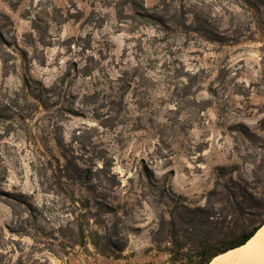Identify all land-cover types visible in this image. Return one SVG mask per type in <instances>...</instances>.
Segmentation results:
<instances>
[{
    "label": "rangeland",
    "instance_id": "1",
    "mask_svg": "<svg viewBox=\"0 0 264 264\" xmlns=\"http://www.w3.org/2000/svg\"><path fill=\"white\" fill-rule=\"evenodd\" d=\"M114 1L0 0V11L13 21L5 28L13 56L9 58L10 74L0 78V100L11 98L24 78L52 87L72 63L78 68L86 64L94 67L90 76L73 75L65 85L67 96L75 98L79 115L39 116L32 121L37 143L24 132H13L6 138L9 155L4 161L7 174L0 182L1 193L26 194L45 213V226H67L72 206L61 197L46 194L33 168V163L49 156L50 150L63 160L54 140L56 124L68 149L82 155L87 164H91L95 150L114 160L113 171L128 192L122 195L121 190V196L130 202L131 214L126 221L139 228L131 234L121 258L102 257L90 245L70 246L59 258L47 253L52 264H173L167 254L151 249V234L158 221L146 204L139 205L137 195H129L139 187L133 191L128 180L146 164L160 183L170 186L171 198L203 205L214 184L215 168L241 164L230 127L243 123L260 133L259 121L264 117V95L253 88L261 71L260 43L247 41L220 48L196 41L185 46L177 41L172 55L165 56L160 51L162 45L150 46L154 29L142 28L131 34L119 25ZM156 3L145 0L149 9ZM69 41L78 45L69 48ZM141 45L147 56L160 61L157 69L146 74L148 81L131 79L132 66L145 55ZM165 59L177 70H160ZM126 70L130 73L125 80L132 83L121 100L117 87L120 73ZM90 94L94 99L86 100ZM79 133V144L72 145ZM83 147L86 150L81 154ZM7 199L0 196V259L6 263L20 256L17 243L25 248V255L33 244L30 238L8 230L17 218Z\"/></svg>",
    "mask_w": 264,
    "mask_h": 264
},
{
    "label": "trees",
    "instance_id": "2",
    "mask_svg": "<svg viewBox=\"0 0 264 264\" xmlns=\"http://www.w3.org/2000/svg\"><path fill=\"white\" fill-rule=\"evenodd\" d=\"M205 1L157 0L149 9L145 0H116L113 8L119 25L129 33H138L142 28L154 29L156 34L151 37L150 46L162 45L160 51L165 56L172 55L177 41L185 46L196 41L220 48L247 41L260 43L261 71L253 88L257 94L264 95V0H207V5ZM9 25H13L11 17L0 11V78L11 72L9 58L13 56V44L5 32ZM33 28L37 29L36 22ZM72 45L78 44L67 43L69 48ZM140 49L145 55L132 66L131 79L148 81L146 74L157 69L160 61L147 56L142 45ZM161 65L163 72L177 70L167 59ZM93 68L88 64L78 68L72 63L52 87L24 78L21 88L11 98L0 100V182L7 174L6 138L13 132H24L27 139L37 143L33 120L39 116L49 119L57 114L79 115L75 98L67 96L65 85L73 75L90 76ZM130 72L120 73L117 94L121 100L131 89V80H125ZM94 96L86 95L85 99H94ZM55 128L54 140L63 160L50 150V155L39 157L33 168L46 194L61 197L72 206V211L67 212L68 224L48 228L43 224L45 213L29 196L2 194L0 190V196L8 197L17 218L14 226H7L8 230L13 235L30 238L33 243L27 255L25 248L17 243L15 249L20 256L7 263L0 259V264H52L47 253L59 258L70 246L88 248L89 245L102 257L118 259L127 249L131 234L139 230L126 221L131 214L130 202L128 197L121 196L123 186L113 171L114 160L104 151L95 150L91 164H87L82 155L77 156L68 149L64 139L58 136L56 124ZM259 131L243 123L230 127L241 164L215 168L214 184L204 196L203 205H188L171 198L170 186L160 183L146 164L140 167L135 178L128 180L133 191L135 186L139 187L129 195H137L139 205L146 204L156 215L158 222L151 234V249L167 254L173 264H211L218 255L245 245L256 234L264 225V216H261L264 213V117L259 121ZM80 135L72 139V145L79 144ZM80 150L82 154L86 147ZM122 193L128 195V192Z\"/></svg>",
    "mask_w": 264,
    "mask_h": 264
},
{
    "label": "bare ground",
    "instance_id": "3",
    "mask_svg": "<svg viewBox=\"0 0 264 264\" xmlns=\"http://www.w3.org/2000/svg\"><path fill=\"white\" fill-rule=\"evenodd\" d=\"M211 264H264V225L245 245L218 255Z\"/></svg>",
    "mask_w": 264,
    "mask_h": 264
}]
</instances>
